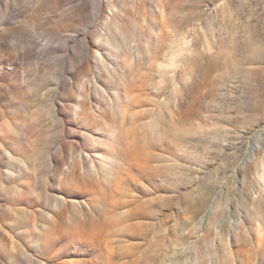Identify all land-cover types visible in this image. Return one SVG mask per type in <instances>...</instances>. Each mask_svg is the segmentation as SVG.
Segmentation results:
<instances>
[{
	"label": "rangeland",
	"instance_id": "obj_1",
	"mask_svg": "<svg viewBox=\"0 0 264 264\" xmlns=\"http://www.w3.org/2000/svg\"><path fill=\"white\" fill-rule=\"evenodd\" d=\"M263 55L264 0H0V264H264Z\"/></svg>",
	"mask_w": 264,
	"mask_h": 264
},
{
	"label": "bare ground",
	"instance_id": "obj_2",
	"mask_svg": "<svg viewBox=\"0 0 264 264\" xmlns=\"http://www.w3.org/2000/svg\"><path fill=\"white\" fill-rule=\"evenodd\" d=\"M233 13H235V11H233V9L232 8H230V6H221V10L220 11H218V14H220L221 15V17H229V18H231L232 16H233ZM116 29L119 31L120 30V27H116ZM226 30V32H227V29H225ZM128 37H130L131 39H133V37H134V35L133 34H129V36H124V39L126 40V39H128ZM255 42L256 43H258L259 44V42H258V40H256L255 39ZM111 45H113L112 44V42H111ZM114 46V45H113ZM125 47H127V45H125V46H122V45H119V47L118 46H116V49H117V51H119V52H123L125 49ZM179 50V47H175V49L174 48H172V50H171V56L173 55V53H174V51L175 50ZM125 53V52H124ZM262 58H263V60H264V55L262 56ZM124 62H126L127 63V59H124ZM163 62H166V59H164V61ZM229 69V68H228ZM113 72H114V68H113V70H112ZM230 74V73H229ZM263 84H264V81H263ZM128 97V96H127ZM136 106L137 105V101H135V100H133L132 101V99H130L129 97H128V101H127V105L126 106H122L121 105V103H118V102H116L115 103V108H117V109H120L121 111H120V114H121V116L124 118L128 113H129V110H128V106L130 107V106ZM139 105V104H138ZM263 109H264V106L262 107ZM131 114L132 113H129V116L131 117ZM108 142L106 143V145H107V147H108V150L106 151V150H99V151H101V152H108L109 153V156H108V159L110 160V161H116V162H118V160L116 159V156H115V153H118V151H117V149L119 148V142H114V139L112 140L111 138L110 139H108L107 140ZM116 149V150H115ZM98 151V150H97ZM5 152H7L6 150H5ZM8 157H9V155H8ZM261 167H262V170H261V172H260V174H259V179L263 182V184H264V160L263 161H261ZM110 169H112V166H111V164H110Z\"/></svg>",
	"mask_w": 264,
	"mask_h": 264
}]
</instances>
